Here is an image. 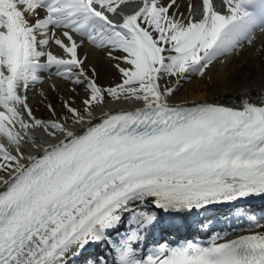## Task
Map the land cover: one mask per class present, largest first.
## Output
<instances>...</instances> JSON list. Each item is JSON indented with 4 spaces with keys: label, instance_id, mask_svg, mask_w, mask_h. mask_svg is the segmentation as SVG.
Instances as JSON below:
<instances>
[{
    "label": "snow or ice",
    "instance_id": "obj_1",
    "mask_svg": "<svg viewBox=\"0 0 264 264\" xmlns=\"http://www.w3.org/2000/svg\"><path fill=\"white\" fill-rule=\"evenodd\" d=\"M125 2L0 0V138L6 141L0 143V264H72L81 257L83 264H107L85 256L99 244L114 252L113 264H264V231L225 242L216 237L206 246L160 244L146 257L136 247L164 216L187 218L264 196V101L170 104L177 87L159 83L174 76L178 86L252 44L253 32L264 29V0H222L224 13L202 0L199 19L170 14L176 0H142L131 14L119 11ZM85 42L129 66L115 65L119 84L104 88L95 69L88 75L86 57L78 54ZM51 44L65 56L47 51ZM115 51L124 55L113 57ZM52 70L85 85L82 111L63 103L72 128L59 118H36L20 94ZM106 96L143 107L104 111L94 123L93 110ZM30 129L53 142L33 144L36 154H26L24 143L36 139ZM248 220L264 227L255 216Z\"/></svg>",
    "mask_w": 264,
    "mask_h": 264
},
{
    "label": "bare ground",
    "instance_id": "obj_2",
    "mask_svg": "<svg viewBox=\"0 0 264 264\" xmlns=\"http://www.w3.org/2000/svg\"><path fill=\"white\" fill-rule=\"evenodd\" d=\"M200 1L202 0H176V5L170 9V14L172 12H176L179 16L183 13V16L187 18L192 14L191 8L193 3H199ZM168 3L169 0H163L162 4L167 5ZM189 5H191L190 9ZM112 18L119 19V16H114ZM34 21L35 17L31 18V23H34ZM260 31V35L255 38L253 37L252 44H246V46L249 45L248 47L242 48L239 52H236V50V53L234 52V54L228 58L227 54L218 58V62L216 63L214 61L202 75L189 74L186 79L180 80L178 86L177 83L174 84V87H177V90L171 97H169L168 102L182 104L193 101H210L214 103H234V105L241 106L244 98L250 99L255 103L264 101V30ZM74 38L77 40L79 36L74 35ZM61 39L64 38L61 36ZM49 50L55 55L62 57L65 56L62 50L55 44H51L49 46ZM108 52V48H99L94 45H88L87 43L79 49V56L81 58L86 57L84 64L85 70L88 71L89 76H92L93 73L91 69H95V79L99 85H103L107 81L116 80L120 76V73L115 65L119 64L120 67H123L125 64L123 60L110 58ZM122 55L124 54L120 51L112 53L113 57H120ZM219 63L222 64L218 65ZM39 75L42 77L40 82L29 85L26 93H20L21 95H27V102L30 105L34 116L38 119L48 120L59 118V109L62 108L63 103L65 101L69 102L68 98L76 95L80 89L85 88L84 84H73L71 81L58 77L55 74L41 72ZM161 80H163V78ZM165 81L166 80H163V82L159 81L162 88L167 87V85H165ZM186 82V87L178 91L180 85H183ZM169 87H171V85ZM49 104L56 109L55 116H53V114L49 111ZM132 106H143V101L121 100L120 102H115L112 100H105V103L97 105L94 108L93 122L99 123V118L104 111L115 113V111H122ZM68 126L70 128L73 127L72 121L68 124ZM74 130L79 131L80 126H75ZM29 131L36 139L35 141L29 140L30 145L28 142L24 143L23 148L26 154H36L35 149L32 147L33 144L39 146L41 142H53L50 138L44 135L41 130L30 129ZM0 143H6V141H4L3 138H0ZM256 205L257 208L258 206L260 207V205H264V196L259 198ZM150 206L151 202L149 201L146 207ZM228 210L229 212H224L223 215L230 213V218H236L237 216H255L256 220L259 219L256 213L248 207L235 208L234 206L229 205ZM202 214H206L205 218L208 217L207 212H200L197 216L200 217ZM127 219L128 217L125 215L124 221L127 222ZM187 219H190V217L188 216ZM165 221L167 223V219H165ZM249 226L248 231L244 235L257 232L256 227H254L251 223ZM258 230L261 229L258 228ZM240 231L241 230H230L219 234L218 230L213 229L211 230V234L212 239L219 237L217 242H223L228 240V238H226L227 235H234ZM167 242V238L165 237L161 242H157V248L153 245L151 246L152 251L154 252L158 249L160 244L167 245ZM94 248L98 250L97 245H94ZM93 253L95 252H91L88 255ZM99 253L107 264H112V257L109 252Z\"/></svg>",
    "mask_w": 264,
    "mask_h": 264
},
{
    "label": "rangeland",
    "instance_id": "obj_3",
    "mask_svg": "<svg viewBox=\"0 0 264 264\" xmlns=\"http://www.w3.org/2000/svg\"><path fill=\"white\" fill-rule=\"evenodd\" d=\"M256 35H253V37H255ZM246 44H248L247 42H244V43H242V45L239 47V48H237L238 50H240L241 48H243L244 46V48H246V47H248L249 45H247L246 46ZM236 49V50H237ZM235 52V51H234ZM234 52H231V53H228V56H227V58L228 57H230V56H232L233 54H234ZM224 60V59H223ZM215 62L217 63L218 62V59L217 60H215ZM220 64H222V63H219L218 65H220ZM123 67H129L127 64L126 65H124ZM198 77V76H197ZM163 80H166L165 82H166V84L165 85H167L168 87L171 85V87H174V84L176 83V81H177V78L176 77H174V76H165L164 78H163ZM121 82V74H120V76L116 79V80H111V81H107L105 84H103V85H100L101 87H104V88H107V87H113V86H115V85H117V84H119ZM187 82H189V81H187ZM187 82L185 83V84H183V85H180V87L178 88V91H180V90H182L184 87H186V84H187ZM98 84V83H97ZM99 85V84H98ZM107 97V96H106ZM86 98V88H83V89H80L79 91H78V93L76 94V95H73L72 97H70V98H68V100H69V103L73 106V107H75V108H77V109H80L81 111L83 110V100ZM109 98V97H108ZM59 115H58V117H59V119L61 120V121H66V122H68V121H70L71 119H70V117H69V114L67 113V110L62 106V108H60L59 109ZM10 150V149H9ZM2 175H4V173H2V172H0V176H2Z\"/></svg>",
    "mask_w": 264,
    "mask_h": 264
}]
</instances>
